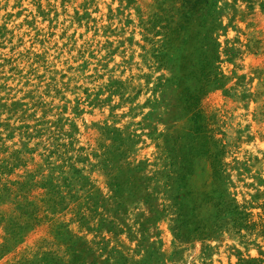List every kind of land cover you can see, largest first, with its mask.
I'll return each instance as SVG.
<instances>
[{
	"label": "rangeland",
	"instance_id": "rangeland-1",
	"mask_svg": "<svg viewBox=\"0 0 264 264\" xmlns=\"http://www.w3.org/2000/svg\"><path fill=\"white\" fill-rule=\"evenodd\" d=\"M0 264H264V0H0Z\"/></svg>",
	"mask_w": 264,
	"mask_h": 264
}]
</instances>
